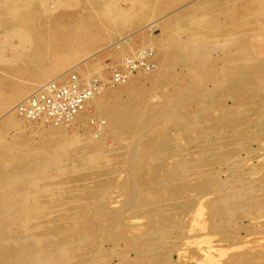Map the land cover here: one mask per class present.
I'll use <instances>...</instances> for the list:
<instances>
[{"label":"rangeland","instance_id":"1","mask_svg":"<svg viewBox=\"0 0 264 264\" xmlns=\"http://www.w3.org/2000/svg\"><path fill=\"white\" fill-rule=\"evenodd\" d=\"M51 1L45 0V4H42L44 6L43 8L41 7V5L39 3H37V4L33 3L32 6L30 7V14H33L31 16H33L32 18L34 21L36 20L35 23L38 26V28H36V29H38L37 31L39 33H45L46 34V39H47L46 44L50 46L49 48H51V50L48 49V51H47L48 53L46 55L48 64H51L53 62L50 60V57H51L53 48L57 45V44H55L54 39L51 37L53 31L57 30V29L55 30L56 26L53 25V21H55V20H57L58 21L57 24L60 25V24L68 22L71 18H73L72 16H75V15L79 16V17H83V18L84 17H91L92 18V23H91L92 34L94 37L97 38L96 39L97 41L95 40L93 43V46L90 47L91 53H93V52H96V51L102 49L103 47L107 46L109 43L115 41L116 39H118L119 34H126L127 32H130V31L136 29L137 27L141 26L142 24L145 23L146 18L151 16V15H156L157 17H160V16L167 14L168 12L173 11L174 9L177 10V12H175V15L174 14L170 15L169 17L164 19L166 26L161 27V28L158 27L159 28L158 30H157V28H155V29L151 30V32L149 30L145 31V33L143 35L135 36L132 39V41L130 42V45H125V46L121 47L120 49H117V50L111 52V54L114 55V57H110L108 53H104V54L100 53L96 57H94L92 60H89L86 64L81 65L79 68V69H81L80 72L83 71L84 74L87 73V71H88L90 73L91 79L108 81L109 76H110L111 67L118 65V62L120 60H122L124 57H126L128 55H132V54L134 55V53H136V52H133V50L139 51V48L145 47L144 51H146L147 49L152 51L151 52L153 54L152 63H154L157 66V69H159V73H161L160 76L157 78L158 79L156 82L157 84L155 82L150 83V82L144 81L143 73L137 74V72H136V73L132 74L134 76V77H132L133 78L132 81L133 80H135L137 82L139 80L141 81V89H140L141 92H140L139 96L137 97V100H135V101L133 100L135 108L136 107L140 108V113H137V117H139L136 120L137 127H135V128L133 127L132 128L133 130L130 129V131L128 129L121 128L119 130H116V132L113 131L112 133H110L108 135V137L106 136V138L103 139V142L105 144L104 146L105 147L107 146L108 149L109 148H116V149L121 150V147H119L120 144L117 140L119 139L120 136H122V137H124V140H126L127 141L126 143H128V144H129V141H130V143L132 142L131 145H134L133 142H135L136 144L138 143L137 148H136L137 151L135 150V153H134V150L130 151V148L127 147L128 145L124 141L123 142L124 144L121 143L122 144L121 146L124 147L127 145L126 146L127 150L125 147H124L125 149L122 148L123 150H121L120 152H119V150H117V151L115 150L116 154H114V153L112 154L113 158H116L114 165L106 164L104 167V165H103L104 160L102 162L100 160V162L98 163L99 165H96L97 164L96 163L95 165H90V166L85 165L87 167L81 166V165L77 167L78 162H79L78 158L82 155V154H80V153H82L81 150L85 149V151H83V150L82 151L86 152L87 147H88L85 144V142H84L85 140L83 138L75 136L74 141H73V139H69L66 142L67 145L65 143L62 144V142H61L62 140L57 139V138H53V137L48 135V133L46 132V130H47L46 128H48L47 127L48 125H46L44 123H42V125H38V123L35 125L31 122L28 123L29 121L28 122L23 121L21 130H9V131H7V134L5 136L6 141H10V139L14 137L18 141V144H23V145L28 146V148H29L28 152L35 153V155L39 154V152L44 151V147H46V146L52 147L53 146L52 148H55V149H53L54 150L53 151L54 156L56 155L55 153H57L56 156H58V157H56V156L55 157L58 159H60L59 157H61L60 160L62 162L63 161L64 162L63 163L61 162L62 165H60L61 164L60 160H58V159L55 160V164L58 166L55 167V169H56L55 171L50 172V175H51L50 178H52V182L51 181H50L51 183L46 182V184H52V183L55 184L60 179L65 180L66 183H68V184L71 183L69 185L70 187H68L70 189H66V191L68 190V192H69V194H67V197H65V195H63L60 197V200L58 198H55V201L52 202L53 204H51V203H47L45 205L41 204L42 206H44L46 208L45 209L46 211H45V214H43L44 211H41L40 212L41 214L39 212H37L36 214H39V217L41 216V218L42 217L43 218L42 219L38 218V219H36V221L38 220L37 223H39L41 221L42 222L41 224L46 223V227L36 229V231L37 230L38 231L39 230H41V231L46 230L48 232L49 231L52 232L57 227V225H58V227H59V225H60V227H64L65 225L66 226L68 225L71 227L72 223H73V218H76V219H74L75 224L78 223L77 226L79 228L81 227L80 230L85 229L84 231H86L88 233V235L91 236L89 238V241L85 245L86 248L89 249V250H86L85 253H87V251H88L89 254H87L88 256H86V260H83L81 262L79 261L80 262V263L78 262L79 264H86V263L87 264H148V261L151 264H165L166 263L165 261H167L166 264H226V263L230 264L229 263V261H230L229 258L231 257L230 255H235L237 253L242 254L244 252L243 254L252 255L253 256L252 259H254V257L257 256V254H258L257 251L260 252V250L261 251L263 250V252L260 253V256L255 257V258L259 257L260 260L258 259L259 261L258 260H257L258 262L255 261L254 264L255 263L259 264L260 261H261L260 262L261 264H264V256H263L264 255V248H262V247H264V241H263L264 239L263 240L260 239L262 237L264 238V226L262 228V226L259 227L257 225L251 224L250 220L248 219L250 217V215H251V217L254 216V212H255V215L259 216V215L263 214V216H264V210H263L264 205L260 206L262 208L257 207V208H260L262 210V211L260 210L261 212L259 211V209H255L256 211L253 210L254 209L253 207H250L249 210H247L248 209L247 208L246 212H248L247 213V215H249L248 218H247V215H245V213H244L245 218H244V215L236 216L237 220L235 219V222L233 224H235L237 227L238 226L241 227L239 230L236 228L234 229L233 228L234 226H232V228H233V230H232L231 229L232 223L227 224V225H225V224L221 225V223H223L224 221L220 220L219 223H215V224L220 225V227L223 228V229L220 228V230H224V231L221 232L220 230H218L220 232L216 233L217 228L214 229V227H212L213 228L212 230H214V231H212L211 228L207 229V227H211L212 224L214 223V222L213 223L210 222V221H212V219H210L212 217V213L210 214L211 209L209 208L207 202H205V201L199 202V200L206 193H212L215 196H219L220 194H222L223 193L222 191H224V190H221L218 187L219 182L221 180L223 181L225 179L230 181L231 180L230 178L234 179L235 177L241 178L240 179L241 182L238 179L240 183L235 178L236 179V181L234 180L235 184H239V185L240 184L241 185H248V184L250 185L251 184L250 188L248 187V189L256 188V190L253 189L255 191V195L262 196L264 194L263 193L264 192V186H263L264 184H260V183H264V178L257 180V179H253L254 176L251 177L248 174L249 171L250 172L251 171L257 172L258 171L257 173H259V174L263 172L262 174L264 176V154H263L264 150L262 151V150H259V148H258V145H260L262 143L264 144V75L262 76L263 80L261 82H259L256 86L251 87V84H249V83L245 84V86H244L243 81H245V80L243 79L244 78L243 72L239 71V74L234 77V80L241 83V86L238 87L239 88L238 92H234L233 88H231V85H230V80H231L230 74L234 72L233 66H231V65L226 66V64H225L224 69L222 70L223 74L221 73V77H224V79H222L220 77V75H216V76H218V78L215 80H214L213 68L211 67L212 65H216L217 63L222 64L223 62L230 60L233 57L231 55V51H233L234 49H241V48L247 47L246 45H249L251 48L253 47V48H255V50L258 51L257 57H259V59H258L257 63H259L260 67H264V10L261 12H258V14L254 17L245 18V16H248V12L250 11V9L253 6L258 7V9H259V5L261 4V0H223V2H225L224 4L222 3V0H216L212 4H210V2L208 3V5H211L212 7H209L207 4H204L205 6L203 7L202 6L203 4H201V7L195 8V9H192L191 6L198 4V3L202 2L203 0H194L191 2H189L188 0H143V1L142 0H108V2H105L107 0H98V3H101L102 1H104V3H102L103 6L106 5L108 8L107 7H105V8H107L111 12H114L115 10H116V12L120 11V10L125 11V12L124 11L121 12L122 14H124V17H123L124 19H122L124 21L123 23L121 20L119 22L118 21L117 22L110 21L109 22L110 24H108V22L103 20L101 15L98 14L96 7L93 6L89 2V0H87V2H86V0H78V1L77 0H69V1L68 0H55V1H57V3L54 2V0H51ZM58 1H60V3ZM177 1H179V2H177ZM53 2L57 4V6L54 5V7H57V9L53 10V8H54ZM93 2H95V1H93ZM58 3H59V5H58ZM62 3L66 4V6L65 7L60 6V4H62ZM107 4H109V5H107ZM45 5L48 8L45 7ZM76 7L78 10L76 9ZM140 7L142 8V10ZM260 7H261V5H260ZM45 8L47 10H49V8H50V11L51 10H53V11L47 12V11H45L46 10ZM111 8H112V10H111ZM118 8H121V9L118 10ZM35 9H37V10H35ZM129 9H130V11H129ZM197 9L199 11H196ZM191 11H192V14H191ZM201 11H203L204 13ZM216 11H217V13H216ZM226 11H227V13H226ZM126 13L129 16H127ZM184 13H185V15H184ZM220 13H221V15H220ZM199 14H201V15H203V14L212 15L213 24H215L216 26L218 25L217 27H218V29H220L217 32L218 37L216 35L214 36V34H212V36H211V34H210V36L207 34L208 35L207 38H209L208 40H206L207 43H206V41L204 42L203 40H202V42L198 43L195 40V39H197L196 37H198V34H200L199 29L198 28L196 29V25H195L196 24L195 21L199 17ZM216 14L218 16H216ZM112 18H114V19H112ZM112 18H111L112 20H115L114 16ZM126 18H127V20H126ZM189 22L192 24L189 25L188 24ZM115 24L117 27L115 26ZM161 24H163V22ZM225 25H227V26H225ZM220 27L223 29H221ZM174 29L175 30L177 29L179 32L175 31ZM37 31H35V32H37ZM119 31H120V33H119ZM229 32L230 33H236V36H237L236 40H233L231 42L230 39L227 40L226 38L223 37V36H225V34L227 35ZM201 33H203V31H201ZM175 34L178 38L175 36ZM194 35L196 36L195 38L193 37ZM189 36H192V39L194 38V40H193L194 43H192L193 42L192 40H191V42L188 43V40L190 41L189 38H191ZM103 37H104V39L100 40V38H103ZM159 37H161V38H159ZM210 37L211 38L213 37V38L211 39ZM215 38H218V39H215ZM182 39H183V41H186L188 39L186 42L187 44L182 47V49H185L186 51L182 50V49L178 50V48H176V47L174 48L173 45L171 44V42L173 43V41H175V42L178 40L182 41ZM31 40H32V42L27 47L28 52L33 51L34 48H36V47H41V46L45 45V41L40 42V40H38L35 37V35H33L31 37ZM17 41L18 40L13 39L12 42L17 45V43H18ZM219 41H221V42H219ZM225 41H226V43H225ZM227 41H228V43H227ZM252 41L254 43H252ZM159 42H161V43H159ZM215 42H216V44L219 42L218 45H215L214 44ZM203 43L204 44L206 43V44L204 45ZM195 44H197V45H195ZM200 46L202 47V50H200L201 49ZM150 47H152V49ZM204 47H206V48H204ZM9 49L10 48H8V47L0 46V53H1L0 55L2 56V54H3V56L8 57V58L14 57L13 51H11V49L10 50ZM205 50H207V51H205ZM15 52L16 53L17 52L22 53L20 51V48H17V50H15ZM54 52H55V49H54ZM197 52H198V54H197ZM196 54H197V56L194 57ZM201 55H202V57H200ZM244 55H246V54H244ZM165 57H167V58H165ZM74 59L75 58L73 57L72 61ZM22 62H24V61H22ZM22 65H23V63L17 62L12 66V68L13 69L18 68L19 66L22 67ZM259 65L257 64V66H259ZM100 66H102V67H100ZM227 67L230 69H228ZM249 67H250V65H249ZM12 68L4 66L3 64L0 63V92H2V93L9 92L14 87H19V86L25 85L28 83V80L30 79L29 74L31 72L27 71V74H22L19 72H13ZM92 70L93 71L95 70V71L93 72ZM245 70H247V69H245ZM161 71H163V72H161ZM216 80L218 81L216 83L217 84L219 83L220 85L215 84ZM221 80H223L224 82L226 81L228 83L225 82V83H222V85H221V82H223ZM120 88H122V86L119 87L118 85L109 86L108 89L105 88L106 93L104 96H109V95L116 92L118 97H115L112 100H109V102L106 103L105 106H103L102 111H99L98 114H96V113L94 114V112L92 113L93 108L91 107V105L90 106L88 105L86 108L87 117L89 116L88 118H91V119L93 118L95 120V123L96 122L98 123V120H96V119H104V118L106 119V116L108 115V112H109V108L112 107L116 102H124V101L126 102L127 98L123 94L120 95V92H119ZM34 89H36V88H34ZM210 90H212L213 92ZM32 91L33 90H31L30 92H32ZM208 91H210V92H208ZM202 92L203 93L207 92L209 94L207 96L208 97L207 99H205V98H204L205 100L202 99L203 98L201 96ZM199 94H200V96H199ZM225 95H227V96L231 95L234 98L237 95L241 96L240 108L237 109V107H235V109H234V106L230 107L231 105H237V104L231 98H224ZM210 96H212V97H210ZM23 97H25V96H23ZM236 109L239 111H237ZM171 111H172V113H171ZM237 112H239V113H237ZM183 117L185 119L186 118L191 119V121H193V119H194V122H195V119H196V122L197 121L203 122V127L207 130H210V131L211 130L212 131L219 130V132L222 130L220 132L221 134L219 133L220 136H218V135L217 136L214 135V137L211 136L210 146L201 147L198 144V142H196L194 140H192V141L187 140V137L193 136L196 131H194L193 129H190V130H187L185 132L184 130H181L179 128V122L177 121V119H183ZM203 118L206 120L204 121ZM163 122H165V123H163ZM93 123H92V121H91V123L90 122L86 123V126L84 127L85 132H88L89 134L92 133L91 127L94 126V125H92ZM140 126H141V128H140ZM70 127L71 126L67 127V129H66V130H68L67 134L69 136H72L73 134L75 135L76 131H74V130H76V129H74V128H76V125H74L71 128ZM165 130H167V131L165 132ZM164 132H165V134H164ZM116 135H117L118 139H117ZM163 135H165V136H163ZM125 137H127V138H125ZM75 139L77 141H75ZM254 139H256L255 142H254ZM157 141H159V143H161V144H159ZM169 141L170 142L172 141V143L174 144V146H176V148L178 147L177 152H175V153L171 152L170 148L168 147L169 143H170ZM70 143L73 146H71ZM158 144H159V146H158ZM69 145L71 147L68 148L67 146H69ZM60 146L64 150V153H63V150L61 149ZM149 146H150V149H152V150L148 149ZM154 146L160 151H162V150L165 151V154L161 157L162 159L159 158V159H157L158 161L155 160L152 162L151 161L142 162V161H144V159L146 157H149L153 151L154 152L156 151V148ZM65 148L66 149L68 148V149L66 150ZM153 148H154V150H153ZM40 149H41V151H40ZM56 149L61 151V153ZM75 149L77 152L75 151ZM147 149L149 150L148 152H147ZM189 149H191V151ZM203 150H205L207 153L204 152L203 154H200V151H203ZM97 152H99V151H97ZM181 152H182V154H181ZM65 153H67V154L65 155ZM146 153H148V154H146ZM59 154H61V155L59 156ZM175 154H177V155H175ZM35 155H33V156H35ZM128 156L130 158L132 157L131 159L135 158V160L134 161L131 160L130 158H128ZM233 156H234V159H233ZM64 157L66 158L67 161L63 160V159H65ZM174 157H175V159H174ZM113 158L111 157V159H113ZM139 158H141V159H139ZM231 158H232V160H231ZM228 159H229V161H228ZM68 160H69V162H68ZM72 160H74V161L72 162ZM122 160L125 162H123ZM183 160H184V162H186V164H188L187 168H191L194 166L195 168L197 167L198 169H196L195 172H189L188 173L189 174L188 180L186 182L180 183L176 188H174V186H172L170 184H168L167 186H166V184H162V182L168 178L165 166H167V164L171 165L174 162L183 161ZM233 160H243V162L241 161L242 166L239 167L238 169H236L238 171V172L236 171V173H234L231 170H228L230 168L229 166H231V162ZM65 161L68 163H66ZM127 161L129 163H127ZM225 161H226V163H225ZM70 162L72 164L69 165ZM246 162H247V164L244 165V163H246ZM65 163H66V165H64ZM74 163H76V164L74 165ZM190 163H192V164H190ZM100 164H101V166H100ZM124 164H127V165H124ZM71 165H74V166L70 167ZM121 165H122V167H121ZM125 166H128V167H125ZM95 167H97V169ZM259 167H261V168L259 169ZM82 168H83V171H82ZM199 168H203V169L200 170ZM207 168L209 170H206ZM60 169H61V171H60ZM112 169H113V171H112ZM231 169H232V166H231ZM63 170H64V173H63ZM259 170H261V171H259ZM56 171H58V172L60 171L61 175H60V173H58ZM211 171H213V172H211ZM243 171H245V172H243ZM123 172H126V173L131 172V175H133V177H134V181H133L134 183L133 182L132 183L136 186V187L134 186L136 193L133 197L130 195V193H131L130 189L128 187L124 188V187H126V185H125L126 173H123ZM112 174H114V175H112ZM201 174H202V176H201ZM52 175L56 176L57 178L52 177ZM117 175H119V176H117ZM192 175H193V177H192ZM235 175H237V176H235ZM196 177L200 178V180L198 178L196 179ZM205 177L207 179H205ZM55 180H57V181H55ZM208 180H210V182ZM83 181H85V182H83ZM253 181H256V182H253ZM74 182H77V183L75 184ZM203 182H206V183L203 184ZM251 182H253V183H251ZM257 184H260L259 188H258ZM97 185H102V186L104 185L107 188H109L108 186H110V188H111V186L113 185L112 188L114 187L112 189L113 191L112 190L110 191L111 193L108 195V197H103L104 200L102 199L99 202L98 201L96 202L97 204L100 203V205L99 204L98 205L101 206L102 203H105L104 201L107 200L106 201L107 205L108 204L109 205L107 206L105 203V204H103L102 207H104V208L106 207V208L104 209L101 207L104 210L108 209L107 211H104V212H103V210L101 211V209H99V207H98V209L100 210V212H99V210L96 208L98 205L96 203L95 204L92 203L94 200L90 201L85 194V192H88V191L92 190L93 188L95 189L97 187ZM76 186H77V188H75ZM117 186L119 188L121 187V189H123V192L120 191ZM81 187H82V189L80 190L79 188H81ZM260 187H263L262 190L260 189ZM85 188H87V189H85ZM115 189L117 190V192L119 191L118 194H117ZM218 189L221 192H218L219 191ZM258 189H260V190H258ZM80 191H82V193H80ZM175 191H178L177 194H175ZM75 192H79V193L77 194ZM112 192L114 194H112ZM124 193H126V194H124ZM121 194L124 196H122ZM192 195H193V197H192ZM135 196H137V197H135ZM74 197H76V199H74ZM116 197H118V198H116ZM39 198H41V197L39 196ZM111 198H112V201H111ZM128 198H130V199H128ZM120 199H121L122 203H121ZM122 199H124V200H122ZM70 200H73L72 202L73 203L76 202V203L71 205L70 203H72V202ZM77 200H80V202ZM114 200L116 202L113 204ZM132 200L136 201L137 204H136V202L133 203ZM157 200H159L158 203H161L162 201L164 203H166L169 200V202L167 204H169L170 206L173 205L174 207L172 206L170 210L174 209V211L172 210L171 211L172 214H171V212L168 211L169 209L166 210V216H167L168 220L170 219L171 221H174V220H176V221H174L171 224L172 228L171 227L168 228L169 232L167 233L166 240L163 241L164 243L162 242L161 245H159V250L156 251V249H155V251L152 254L146 253V255H145V252L142 250L141 246H143L147 242V240L148 241L153 240L154 237H152L151 235H149L148 237H145L148 235V234H146L145 236L142 235V237H145V238L141 239L140 236H141V234L147 233L146 229H148V231H149L151 228L155 227L158 224L157 215H156L157 213H155V211H154L155 209L148 206L149 203H152V202L156 203ZM170 200L173 204H171ZM263 200H264V197L262 198V201ZM84 201L87 203L89 202V204H85ZM129 201H131L132 203ZM194 201H197L199 203L194 202ZM54 202H56V203H54ZM58 202H60V203H58ZM90 203L94 204L95 206L94 205L91 206L92 204H90ZM54 204L56 206L57 205L58 206L56 207ZM79 204H81V205H79ZM135 204H136V206H135ZM197 204H198V206H197ZM262 204H264V202ZM140 205L143 206L144 210L140 209L141 208ZM46 206H49V207H46ZM48 208L49 209L52 208L51 210H53L54 212L51 210L48 211L49 210ZM53 208L56 210H54ZM59 208H63V210L59 209ZM74 208L77 210H75ZM93 208H95V210ZM136 208H137V211H136ZM168 208H170V207H168ZM83 209H84V211H83ZM88 209H89V211L91 209V213L88 212ZM139 210L143 211V212H140ZM250 210H251V214H250ZM86 211L89 213L88 214L89 217L84 218V216H88ZM93 211L97 212V214L100 218L101 217L104 218V221H106V223H105L106 227H107L106 230L108 232L105 230L106 232L104 231V233L100 232L98 234L94 233L92 235V232H95V228L92 229L91 224L95 225L97 222V221H92L93 220L92 215L94 214L97 216V214L95 212L93 213ZM105 212H108V213L106 214ZM137 212L139 213V215L138 214L136 215ZM149 212H154V213L149 214ZM48 213H49V215L46 216V214H48ZM52 213H54V214H52ZM81 213L83 216L81 218L83 220L80 221L79 219H81V218H79V217H80ZM84 213H86V215ZM100 213H103L106 215H103ZM134 213L136 216L135 215L131 216ZM143 213H145V214H143ZM73 214H74V217H73ZM71 215H72V217H71ZM150 215L154 216V217L156 216L155 220L154 219L151 220V218L149 217ZM36 216H38V215H36ZM44 216H45V218H44ZM49 216H51V217H49ZM47 217H49V218H47ZM56 217H58L64 223L61 222L60 220H58V218H56ZM237 217L241 221H239ZM68 218H71L72 220L71 219L69 220ZM88 218H90V219L87 220ZM87 221L90 225L87 223ZM35 222L33 221V223H35ZM49 222H50V224L51 223L52 224L50 225ZM57 222H58V224H57ZM153 222L155 224H153ZM53 223L55 226L53 225ZM82 223L84 224V226L83 225L81 226ZM149 223H151L152 225H150ZM180 223H181V226H180ZM47 224H49V225H47ZM244 224H246V225H244ZM143 225H145L146 228ZM188 225H189V227H190V225H192L191 226L192 230H190ZM228 225H229L230 229L227 228ZM137 226H138V228H137ZM149 226L150 227L152 226V227L150 228ZM255 226L260 228V229L256 228ZM183 227H185V228H183ZM46 228L49 230H47ZM170 228L172 230H170ZM187 228H188V230H187ZM249 228H251V229H249ZM254 228H256V229H254ZM91 229H92V231H91ZM248 229H249V231L247 232ZM186 230L187 231L190 230V232H189L190 234H186V233H188ZM201 230H203V231H201ZM143 231H145V232H143ZM208 231L210 233H208ZM138 232H140V233H138ZM203 233L205 234V236ZM249 233H252V234H249ZM258 233L261 234L262 236L261 235H260L261 237L257 236V235H259ZM210 234H211V236H210ZM230 234L231 235L236 234V235H232L235 239L233 237H231ZM187 235L189 237L186 238L185 236H187ZM226 235H228V236H226ZM251 236H252V238H254V237L255 238L252 239ZM183 237H185V239ZM258 237H260V238H258ZM101 238H102V240H101ZM96 241L99 244H102V246L98 245L99 247H97L98 243H96ZM233 241L235 244L233 243ZM89 242H90V244H89ZM257 242H260V243L262 242L261 244L259 243V245H261V247L259 246V248H258ZM95 243H96V245H95ZM206 243H208V244H206ZM236 243L237 244L239 243V244L236 245ZM87 244L91 245L93 248L91 246H88ZM211 244L218 245V247H219L218 250L216 249L214 251L216 254L213 253V255H211L212 254L211 253L210 257H209V255L204 256L203 250H201V249H204V247L209 246ZM204 245H206V246H204ZM228 246H229V248H228ZM239 246H240V248H239ZM73 247L74 246H71L70 249L72 250ZM200 247H201V249H200ZM220 247H222V248H220ZM255 247H256V249H255ZM90 248H92V249H90ZM160 248H162V249H160ZM102 249L104 251H102ZM251 249H253V250H251ZM236 250H238V251H236ZM91 252H93V253H91ZM164 255H165V258L163 257ZM261 256H263L262 257L263 259L260 258ZM209 258H211V260ZM85 261H86V263H84ZM78 263H76V264H78Z\"/></svg>","mask_w":264,"mask_h":264},{"label":"bare ground","instance_id":"2","mask_svg":"<svg viewBox=\"0 0 264 264\" xmlns=\"http://www.w3.org/2000/svg\"><path fill=\"white\" fill-rule=\"evenodd\" d=\"M51 1V0H50ZM69 1V0H68ZM67 1V2H68ZM78 1V0H77ZM95 1V2H93ZM143 1V0H142ZM189 2L191 1H194V0H188ZM214 1L216 0H203L202 2L196 4V5H192L191 8L192 9H195V8H199L201 7V4H203L202 6L204 7L205 5L204 4H207L210 2V4H212ZM52 2V1H51ZM54 2L57 3V1L54 0ZM53 2V7L54 5L57 6L56 3ZM60 3V1H58ZM87 2V0H86ZM89 2L96 7V10L98 12L99 15H101V17L103 18V20H105L106 22H108V24H110L109 22L110 21H115V22H119L121 21L122 19H124V14H122L121 12L124 11V10H120L121 8H118V10L120 11H117L116 10L114 12H111L109 11L107 8V6H103L102 3H104V1H102L101 3H98V0H89ZM105 2H108L105 1ZM129 2V1H128ZM179 2V1H177ZM188 2V3H189ZM207 2V3H206ZM218 2V1H217ZM228 2V1H227ZM256 2V1H255ZM33 3H39L41 5V7L43 8L44 6L42 4H45V0H0V46H4V47H8L11 49V51H13L14 53V57L12 58H8V57H5L0 55V63L3 64L4 66H7L9 68H12V66L19 62V63H23L22 67H18V68H12L13 69V72H19V73H22V74H27V71L31 72L29 75V80H28V83L25 84V85H22V86H19V87H14L12 88L9 92H6V93H2L0 92V264H76L78 263L79 261H83V260H86V256H88L87 254H89V252L86 250H89L86 248V243L89 241V238L91 237L90 235H88V233L84 230H80V228L77 226V224H75V221L74 219L76 218H73V223H72V226H64V227H57L54 229V231H46V230H37L36 229H40L42 227H46V223L45 224H41L42 222L40 221L39 223L38 220L36 221V219H42L41 216L39 217V214H36L37 212H41V211H44L43 214H45V207L42 206V205H45L47 203H51L53 204L52 202L55 201V198H58L60 200V197L65 195V197H67V194H69L68 190L66 191V189H70L68 187H70L69 185L71 184H68L66 183L65 180H59L57 183L55 184H46V182H49L51 183L52 182V178H50V172H53L55 171V167L58 166L55 164V160H57L58 156L57 153H55L56 157L54 156V150L55 148H52L51 146H46L44 147V151L42 152H39V154H36L35 153H30L28 152L29 148L28 146L26 145H23V144H18V141L16 140V138H11L10 141H6V134H7V131L9 130H21V127H22V123L23 121H27L26 119L16 115L14 113V106L16 105V103L21 100V98H23V96H26L27 94H29V92L31 90H34V88H37L38 86H40L41 84L43 83H46L50 80H53V79H56L60 76H65L67 75L68 73L70 72H75L78 77L85 83H88L90 80H91V77H90V73L87 71V73H83L80 72L81 69L80 66L81 65H84L86 64L89 60H92L94 57H96L98 54H104V53H108L110 57H114V55L111 54V52L117 50V49H120L121 47L125 46V45H130V42L132 41V39L135 37V36H138V35H143L145 33V31H150L157 28V30L161 27H164L166 26L165 22H164V19L169 17L170 15H175V12H177V10H173L171 12H168L167 14L163 15V16H160V17H157L156 15H151L149 17L146 18V21L144 24H142L141 26L137 27L136 29L130 31V32H127L126 34H119L118 36V39H116L115 41L109 43L107 46L103 47L102 49L96 51V52H93L91 53V46H93V43L94 41L97 39L96 37L93 36L92 34V18L91 17H79V16H72L73 18H71L68 22L66 23H63V24H57L58 21L55 20L53 21V25H55V30L56 31H53L51 37L54 39V42L55 44H57L53 50H52V54H51V57H50V60L53 61L51 64H48V61H47V58H46V55H47V51L48 49L51 50V48H49L50 46L47 45V39H46V34L45 33H39L36 29L38 28L37 24L35 23V21L33 20V14H30V7L32 6ZM58 3V5H59ZM222 3L224 4L225 2H223L222 0ZM117 4V3H116ZM119 4V3H118ZM219 4V3H218ZM89 5V4H88ZM109 5V4H107ZM112 5V4H111ZM261 5V7H260ZM259 5V9L258 7H252L250 9V11L248 12V16H245V18L247 17H254L258 14V12H261L264 10V0H261V4ZM35 6V5H34ZM60 6H63L65 7L66 4H60ZM113 6V5H112ZM209 7H212L211 5H208ZM251 6V5H250ZM45 7H47L45 5ZM91 7V6H90ZM107 7V8H105ZM110 7V6H109ZM116 7V6H115ZM119 7V6H118ZM138 7V6H137ZM153 7V6H152ZM216 7V6H215ZM221 7V6H220ZM48 8V7H47ZM141 8V7H140ZM208 8V7H207ZM46 9V8H45ZM52 9V8H51ZM54 9H57V7H54ZM62 9V8H61ZM77 9V7H76ZM75 9V10H76ZM87 9V8H86ZM115 9V8H114ZM113 9V10H114ZM191 9V10H192ZM209 9V8H208ZM223 9V8H222ZM37 10V9H35ZM53 10L50 11V8L49 10H45L47 12H52ZM78 10V9H77ZM112 10V8H111ZM140 10V9H139ZM142 10V8H141ZM130 11V9H129ZM136 11V10H135ZM195 11V10H194ZM196 11H199L198 9ZM38 12V11H37ZM125 12V11H124ZM203 12V11H201ZM211 12V11H210ZM139 13V12H138ZM186 13V12H185ZM184 13V15H185ZM195 13V12H194ZM193 13V14H194ZM198 13V12H197ZM204 13V12H203ZM207 13V12H206ZM214 13V12H213ZM217 13V11H216ZM227 13V11H226ZM191 14H192V11H191ZM211 14V13H210ZM210 14H199V17L197 18V20L195 21V25H196V29L198 28L199 31H200V34H198V37H196L195 35L193 36L194 38L196 37L197 39H195L198 43L202 42V40L205 42L206 40H208L209 38L208 35L212 36V34H214V36L216 35L218 37V25L216 26L215 24H213V21H212V15ZM219 14V13H218ZM127 15V13H126ZM131 15V14H130ZM189 15V14H188ZM201 15V16H200ZM221 15V13H220ZM226 15V14H225ZM224 15V16H225ZM115 17V20H112L114 18L112 17ZM129 16V15H127ZM132 16V15H131ZM187 16V15H186ZM198 16V15H197ZM216 16H218L216 14ZM228 16V15H227ZM239 16V15H238ZM50 17V16H49ZM55 17V16H54ZM126 17V16H125ZM175 17V16H174ZM192 17V16H191ZM230 17V16H229ZM228 17V18H229ZM112 18V19H111ZM193 18V17H192ZM244 18V19H245ZM42 19V18H41ZM102 20V19H101ZM127 20V18H126ZM42 21V20H41ZM67 21V20H66ZM124 21L122 20V23ZM163 22V24H161ZM191 22V21H190ZM188 23L189 25H191L192 23ZM233 22V21H232ZM231 22V23H232ZM40 23V22H39ZM187 23V22H186ZM230 23V24H231ZM118 24V23H117ZM107 25V24H106ZM124 25V24H123ZM188 25V26H189ZM42 26V25H41ZM116 26V24H115ZM194 26V25H193ZM192 26V27H193ZM224 26V25H223ZM227 26V25H225ZM117 27V26H116ZM159 27V28H158ZM183 28V27H182ZM195 28V27H194ZM221 28V27H220ZM181 29V28H180ZM223 29V28H221ZM225 29V28H224ZM37 32H35V31ZM175 30V29H174ZM258 30V29H257ZM40 31V30H39ZM156 31V30H155ZM175 31H178L177 29ZM201 31H203V33H201ZM227 31V30H226ZM149 32V33H150ZM179 32V31H178ZM231 32V31H230ZM228 33L227 35L225 34V36H223L224 38H226L227 40L230 39V41L232 42L233 40H236L237 36H236V33ZM120 33V31H119ZM147 33V32H146ZM225 33V32H224ZM223 33V34H224ZM208 34V35H207ZM35 35V37L40 40V42H43L45 41V45L41 46V47H36L34 48L33 51L31 52H28L27 50V47L30 45V43L32 42L31 40V37ZM207 35V36H206ZM222 35V34H221ZM239 35V34H238ZM167 36V35H166ZM169 36V35H168ZM176 36V34H175ZM177 37V36H176ZM191 38L190 41L188 40V43L191 42V40L193 41L194 38L192 39V36H189ZM221 37V36H220ZM161 38V37H159ZM178 38V37H177ZM211 38V37H210ZM213 38V37H212ZM211 38V39H212ZM13 39H16L18 40L17 42V45L14 44L12 41ZM103 38H100V40H103ZM215 39H218V38H215ZM99 40V39H98ZM161 40V39H160ZM187 40L186 41H173V43L171 42V44L173 45V47L175 48H178V50L182 49V47L184 45H186L187 43ZM224 40V39H223ZM97 41V40H96ZM149 41V40H148ZM147 41V42H148ZM159 41V40H158ZM157 41V42H158ZM215 41V40H214ZM221 42V41H219ZM218 42V43H219ZM251 42V41H250ZM149 43V42H148ZM161 43V42H159ZM194 43V41L192 42ZM207 43V41H206ZM205 43V44H206ZM218 43L216 44V42L214 43L215 45H218ZM226 43V41H225ZM228 43V41H227ZM230 43V42H229ZM252 43H254L252 41ZM204 44V43H203ZM204 44V45H205ZM213 44V43H212ZM213 44V45H214ZM232 44V43H231ZM197 45V44H195ZM211 45V44H210ZM212 45V46H213ZM238 45V44H237ZM143 46V45H142ZM199 46V45H198ZM208 46V45H207ZM206 46V47H207ZM247 47H244V48H241V49H234L233 51H231V55L233 56L230 60H227L225 62H223L222 64L221 63H217L216 65H212L211 67L213 68V73H214V80L218 78V76L216 75H220L221 77V73L223 74L222 70L224 69V65L226 64L227 65H231L233 66V70L234 72L230 74V85H231V88H233V91L234 92H238L239 91V86H241V83H239L238 81H235L234 80V77L237 76L239 74V71L240 72H243V79L245 81H243V85L245 86V84H251V87L252 86H256L259 82H261L263 80V73H264V67H260L259 63H257L259 57H257V53L258 51L255 50V48H251L249 45H246ZM52 47V46H51ZM141 47V46H140ZM201 47V46H200ZM204 47V48H206ZM17 48H20V51L22 53H16L15 50H17ZM145 47H141L139 48V51H134L133 52H136L134 53V55H128L126 57H124L122 60H120L118 62V65H122L125 60L129 59V58H135L136 55L145 50L144 49ZM147 48V47H146ZM152 49V47H150ZM186 48V47H185ZM2 49V48H1ZM6 49V48H5ZM9 49V50H10ZM54 49H55V52H54ZM220 49V48H219ZM131 50V49H130ZM137 50V49H136ZM182 50H185V49H182ZM202 50V47L201 49ZM147 51H149V56H147V62L149 64L152 65V68H150L149 70H139L137 71V74L138 73H143V79L144 81H147V82H150V83H156L157 82V78L160 76L161 73H159V69H157V66L152 63V60H153V54L151 53L152 51L147 49ZM186 51V50H185ZM207 51V50H205ZM209 51V50H208ZM199 52V51H198ZM197 52V54H198ZM180 53V52H179ZM202 53V52H201ZM215 53V52H214ZM1 54V53H0ZM197 54L194 56L196 57ZM211 54V53H210ZM242 54V55H241ZM246 54V55H244ZM49 55V54H48ZM230 55V56H231ZM167 56V55H166ZM75 58L73 61H72V58ZM121 57V56H120ZM192 57V56H191ZM202 57V55L200 56ZM167 58V57H165ZM25 59V60H24ZM166 60V59H165ZM24 61V62H22ZM191 62V61H190ZM189 62V63H190ZM257 64L259 66H257ZM191 65V64H190ZM250 65V67H249ZM263 65V64H262ZM89 67V66H88ZM102 67V66H100ZM190 67V66H189ZM229 67V66H228ZM227 67V68H228ZM113 68V67H111ZM168 68V67H167ZM86 69V68H85ZM99 69V68H98ZM230 69V68H228ZM247 69V70H245ZM164 70V69H163ZM232 70V71H233ZM33 71V72H32ZM93 71V70H92ZM95 71V70H94ZM93 71V72H94ZM145 71V72H144ZM163 72V71H161ZM201 72V71H200ZM138 76V75H137ZM136 76V77H137ZM224 76V75H223ZM132 77H134L133 75H130L128 77V79L122 83V84H119L118 86H122V88H120L119 92H120V95L123 94L126 98H127V101L125 102H116L112 107L109 108V112H108V115L106 116V119H96L98 120V123L96 122L95 123V120L92 118H88L87 117V114H86V108L87 106L91 105V107L93 108L92 110V113L94 112V114H98L99 111H102V108L103 106H105L106 103L109 102V100H112L113 98L115 97H118L117 96V93H113L109 96H104L105 95V91L104 90L101 94H99L98 96H95L93 97L85 106V108L79 112L70 122L68 123H64V124H56V125H48L46 128V132L48 133L49 136L53 137V138H57V139H60L62 140V144H66L67 145V140L69 139H73L74 141V137H81L83 138L85 141V144L88 146L87 147V151L86 152H83L85 151V149H82L80 154H82L78 159H79V162H78V166H90V165H99L98 163L103 161L104 162V167L106 164H112L114 165L115 163V159L116 158H113L112 154H116L115 153V150H119V152L121 150H123L122 148H126L127 150V147L130 148V151H133L134 150V153H135V150L137 148V144L135 142L134 145H131L130 141H129V144L126 143L127 141L124 140V137L120 136L119 139L117 137V141L119 142L120 146L121 147V150L120 149H116V148H107V146L105 147L104 145V142H103V139L106 138V136L108 137V135L110 133H112L113 131L116 132V130H119L121 128H125V129H128L130 131V129H132L133 127H137L136 125V120L137 118V113H140V108H135V105H134V102L133 100H137V97L139 96L140 92H141V81L139 80L138 82L133 80L132 81ZM222 79H224V77H221ZM220 78V79H221ZM161 79V78H160ZM131 81V82H130ZM161 81V80H160ZM159 81V82H160ZM223 81V80H221ZM220 81V82H221ZM25 82V81H24ZM216 82H218L217 80L215 81V84H217ZM226 82V81H225ZM224 81L221 82V85L222 83H225ZM228 83V82H226ZM157 84V83H156ZM155 84V85H156ZM125 85V86H124ZM217 85H220L219 83ZM109 86L106 87V89H108ZM255 88V87H254ZM207 90V89H206ZM209 90V89H208ZM212 91V90H210ZM208 91V92H210ZM254 91V90H253ZM109 92V91H108ZM213 92V91H212ZM199 93V92H198ZM209 94L207 92L205 93H201V96L203 97L202 99L205 100L207 99ZM200 96V94H199ZM212 97V96H210ZM201 98V97H200ZM205 98V99H204ZM224 98H231L237 105H229L230 107L234 106V109L235 107H237V109L240 108V100H241V96L237 95L235 98L231 95L227 96L225 95ZM201 105V104H200ZM222 107V106H221ZM242 108V107H241ZM154 109V108H153ZM236 109V110H237ZM216 110V109H215ZM239 111V110H237ZM172 113V111H171ZM239 113V112H237ZM168 114V113H167ZM244 114V113H243ZM140 115V114H139ZM156 117V116H155ZM168 117V116H167ZM204 119V118H203ZM206 119H204L205 121ZM92 121V126L91 129H92V133L89 134L88 132H85V129L84 127L86 126V123L90 122L91 123ZM167 121V120H166ZM177 121L179 122V128L181 130H184L185 132L187 130H190V129H193L195 132V134L193 136H188L187 137V140H194L196 142H198V144L201 146V147H208L210 146V138L211 136L214 137V135H219V133L222 131L219 132V130L217 131H210V130H207L203 127V122H196V119H195V122H194V119L193 121H191V119H188V118H184L183 119H177ZM28 122V121H27ZM30 123V121L28 122ZM33 124H37L38 125H42V122H31ZM165 123V122H163ZM172 123V122H171ZM206 123V122H205ZM74 125H76V131L75 135L73 134L72 136H69L67 133L68 130L67 127L71 126L73 127ZM136 125V126H135ZM142 126V125H141ZM140 126V128H141ZM167 126V125H166ZM70 127V128H71ZM165 127V126H164ZM87 128V127H86ZM146 128V127H145ZM174 128V127H173ZM69 129V128H68ZM84 129V130H83ZM133 130V129H132ZM143 130V129H142ZM167 130H165L166 132ZM164 132V134H165ZM234 132V131H233ZM139 133V132H138ZM137 133V134H138ZM183 133V132H182ZM136 134V135H137ZM221 134V133H220ZM224 134V133H223ZM235 134V133H234ZM112 135V134H111ZM115 136V135H114ZM113 136V137H114ZM119 136V135H118ZM141 136V135H140ZM165 136V135H163ZM162 136V137H163ZM185 136V135H184ZM129 137V136H128ZM137 137V136H136ZM172 137V136H171ZM180 137V136H179ZM252 137V136H251ZM52 138V139H53ZM127 138V137H125ZM161 138V137H160ZM159 138V139H160ZM178 138V137H177ZM235 138V137H234ZM238 138V137H237ZM130 139V138H129ZM135 139V138H134ZM106 140V139H105ZM132 140V139H131ZM136 140V139H135ZM249 140V139H248ZM256 139H254V142H255ZM65 141V142H64ZM75 141H77L75 139ZM125 141V143L128 145L122 147L121 145L124 144L123 142ZM159 143V141H157ZM163 142V141H162ZM170 142V141H169ZM168 142V143H169ZM214 142V141H213ZM238 142V141H237ZM259 142V141H258ZM58 143V142H57ZM75 143V142H74ZM79 143V142H78ZM122 143V144H121ZM167 143V144H168ZM59 144V143H58ZM84 144V145H85ZM118 144V145H119ZM156 144V143H155ZM161 144V143H159ZM158 144V146H159ZM163 144V143H162ZM60 145V144H59ZM71 146H73L71 143H70ZM67 146L68 148L71 147V146ZM77 145V144H76ZM157 145V144H156ZM155 145V146H156ZM62 146V145H61ZM60 146V147H61ZM154 146V147H155ZM167 146V145H166ZM178 146V145H177ZM232 146V145H231ZM238 146V145H237ZM80 147V146H79ZM118 147V148H119ZM157 147V146H156ZM155 147V148H156ZM165 147V146H164ZM171 150V152H177V148L176 146H174V144L172 143V141L169 143V146H168ZM191 147V146H190ZM217 147V146H216ZM43 148V147H42ZM67 148V149H68ZM78 148V147H77ZM76 148V149H77ZM124 148V149H125ZM258 148L259 150H264V144H260L258 145ZM257 148V149H258ZM60 149V148H59ZM62 149V147H61ZM60 149V150H61ZM66 149V148H65ZM66 149V150H67ZM75 149V151H76ZM148 149H150V146L148 147ZM147 149V152L149 151ZM216 149V148H215ZM223 149V148H222ZM256 149V150H257ZM32 150V149H31ZM58 150V149H56ZM63 150V149H62ZM80 150V149H79ZM152 150V149H150ZM154 150V148H153ZM191 151V149H189ZM193 150V149H192ZM250 150V149H249ZM258 150V151H259ZM35 151V150H34ZM41 151V149H40ZM59 151V150H58ZM99 151V152H97ZM110 151V152H109ZM137 151V150H136ZM211 151V150H210ZM32 152V151H31ZM61 153V151H59ZM68 152V151H67ZM74 152V151H73ZM77 152V151H76ZM126 152V151H125ZM154 152V151H153ZM151 153V157H146L144 159V161L142 162H149V161H155L159 158H161L164 154H165V151H160L156 148V151L154 153ZM183 152V151H182ZM181 152V154H182ZM204 152H206L205 150L203 151H200V154H203ZM63 153H64V150H63ZM62 153V154H63ZM130 153V152H129ZM132 153V152H131ZM207 153V152H206ZM67 153H65L66 155ZM111 154V155H110ZM148 154V153H146ZM264 154V153H263ZM35 155V156H33ZM61 154H59L60 156ZM135 155V154H134ZM177 155V154H175ZM248 155V154H247ZM252 155V154H251ZM78 156V155H77ZM123 156V155H122ZM56 159H55V158ZM111 157L113 159H111ZM117 157V156H116ZM124 157V156H123ZM172 157V156H171ZM200 157V156H199ZM61 159V157H59ZM65 158V157H64ZM74 158V157H73ZM118 158V157H117ZM128 158H130L128 156ZM132 158V157H131ZM130 158V159H131ZM168 158V157H167ZM239 158V157H238ZM248 158V157H247ZM251 158V157H250ZM58 159V160H60ZM123 159V158H122ZM141 159V158H139ZM162 159V158H161ZM171 159V158H170ZM175 159V157H174ZM233 159H234V156H233ZM237 159V158H236ZM63 160H66L63 159ZM70 160V159H69ZM68 160V162H69ZM131 160H135L134 159H131ZM179 160V159H178ZM232 160V158H231ZM67 161V160H66ZM65 161V162H66ZM74 160H72L73 162ZM123 161V160H122ZM130 161V160H129ZM158 161V160H157ZM229 161V159H228ZM243 160H233L231 162V166H232V169H231V166H229L228 170H231L233 171L234 173H236V169H238L239 167L242 166V162ZM57 162V161H56ZM62 161L60 160V163ZM64 162V161H63ZM62 162V163H63ZM66 162V163H68ZM77 162V161H76ZM125 162V161H123ZM59 163V162H58ZM59 163V164H60ZM62 163L60 165H62ZM66 163L64 165H66ZM122 163V162H121ZM127 163H129L127 161ZM226 163V161H225ZM72 164L71 162L69 163V165ZM76 163H74L75 165ZM123 164V163H122ZM192 164V163H190ZM223 164V163H222ZM247 164L244 163V165ZM74 165H71L70 167H73ZM124 165H127V164H124ZM187 165L186 162L183 161H177V162H174L173 164L171 165H168L165 166L166 168V172H167V176L168 178L165 179L162 184H166V186L168 184L174 186V188H176L180 183H183V182H186L188 180V176H189V172H195L196 169H198L197 167L195 168L194 166L191 167V168H187ZM217 165V164H216ZM219 165V164H218ZM85 166V167H87ZM101 166V164H100ZM120 166V165H119ZM215 166V165H214ZM76 167V168H77ZM103 167V168H104ZM122 167V165H121ZM125 167H128V166H125ZM124 167V168H125ZM67 168V167H66ZM75 168V169H76ZM97 169V167H95ZM161 168V167H160ZM261 167H259L260 169ZM59 169V168H58ZM85 169V168H84ZM99 169V168H98ZM101 169V168H100ZM105 169V168H104ZM200 170L203 169V168H199ZM222 169V168H221ZM65 170V169H64ZM64 170H63V173H64ZM79 170V169H78ZM81 170V169H80ZM205 170V169H204ZM206 170H209L208 168ZM223 170V169H222ZM245 170V169H244ZM253 170V169H252ZM61 171V169H60ZM60 171H56L58 173H60ZM72 171V170H71ZM82 171H83V168H82ZM113 171V169H112ZM240 171V170H239ZM261 171V170H259ZM55 172V173H56ZM89 172V171H88ZM201 172V171H200ZM209 172V171H208ZM213 172V171H211ZM221 172V171H220ZM238 172V171H237ZM245 172V171H243ZM258 172V171H257ZM255 171H249L248 174L252 177L253 179H261V178H264L263 176V172L262 173H257ZM57 173V174H58ZM71 173V172H70ZM69 173V174H70ZM123 173H126V172H123ZM198 173V172H197ZM207 173V172H206ZM247 173V172H246ZM196 174V173H195ZM214 174V173H213ZM222 174V173H221ZM238 174V173H237ZM61 175V173H60ZM114 175V174H112ZM111 175V176H112ZM197 175V174H196ZM215 175V174H214ZM248 175V176H249ZM65 176V175H64ZM119 176V175H117ZM135 176V175H134ZM202 176V174H201ZM210 176V175H209ZM217 176V175H216ZM237 176V175H235ZM247 176V175H246ZM52 177H56V176H53ZM106 177V176H105ZM116 177V176H115ZM191 177V176H190ZM193 177V175H192ZM232 177V176H231ZM234 177V176H233ZM57 178V177H56ZM198 177H196L197 179ZM229 178V177H228ZM227 178V179H228ZM237 179V181L239 182V180L241 178H238V177H235ZM233 179V178H230L231 180L228 181V180H221L219 182V188L221 190H224L222 191L223 193L220 194L219 196H215L213 195L212 193H206L205 195H203V197L199 200V202H207L209 208L211 209V212L210 214L212 213V217L210 219H212V221H210L212 224L211 227H207V229H210L211 230L213 229L212 227L217 228V232H223L224 230H220V225L218 224H215V223H219V221H224L223 223H221V225H227V224H231V229L233 230V228L235 229H240L241 227H237L235 224H233L235 222V219H236V216L238 215H247L248 212H246L247 210L250 209V207H253L255 209H259V211L261 210L260 207L261 205H264L262 204L264 202V200L262 201V198L264 197L263 195L262 196H258V195H255V191L253 189L256 190V188H251V189H248V187L250 188V185H239V184H235L234 180L236 181V179ZM195 179V180H196ZM200 180V178H198ZM205 179H207L205 177ZM239 179V180H238ZM252 179V178H251ZM90 180V179H89ZM88 180V181H89ZM115 180V179H114ZM243 180V179H242ZM51 181V182H50ZM57 181V180H55ZM134 177L133 175H131V172H127L126 173V179H125V185L126 187L124 188H129L130 189V195L133 197L136 193L135 191V185L133 184L134 182ZM190 181V180H189ZM194 181V180H193ZM205 181V180H204ZM210 182V180H208ZM216 181V180H215ZM244 181V180H243ZM85 182V181H83ZM133 182V183H132ZM192 182V181H191ZM241 182V180H240ZM239 182V183H240ZM253 182H256V181H253ZM251 182V183H253ZM75 184L77 182H74ZM81 183V182H80ZM79 183V184H80ZM206 183V182H203V184ZM260 184H264V183H260ZM260 184H257L258 185V188H259V185ZM74 185V184H73ZM186 185V184H185ZM208 185V184H207ZM79 186V185H78ZM113 186V185H112ZM110 188V186H108L109 188L105 187L104 185H97V187L88 192H85L87 198L91 201V200H96L95 202L93 201L92 203H96L97 201L99 202L100 200H104L103 197H108V195L111 193L110 191L114 188ZM135 186V187H134ZM264 186V185H263ZM116 187V186H115ZM118 187V186H117ZM160 187V186H159ZM180 187V186H179ZM77 188V186L75 187ZM90 188V187H89ZM119 188V187H118ZM211 188V187H210ZM216 188V187H215ZM263 187H260V189L262 190ZM73 189V188H72ZM80 190L82 189L79 188ZM87 189V188H85ZM84 189V190H85ZM91 189V188H90ZM258 189V190H260ZM89 190V189H88ZM116 190V189H115ZM120 191L123 192V189H121V187L119 188ZM137 190V189H136ZM178 190V189H177ZM219 190V189H218ZM77 191V190H76ZM113 191V190H112ZM179 191V190H178ZM178 191H175V194H177ZM213 191V190H212ZM74 192V191H73ZM117 192V190H116ZM119 192V191H118ZM117 192V194H118ZM218 192H221L220 190ZM217 192V193H218ZM71 193V192H70ZM75 193H79V192H75ZM80 193H82V191H80ZM129 193V192H128ZM140 193V192H139ZM173 193V192H172ZM258 193V192H257ZM264 193V192H263ZM72 194V193H71ZM112 194H114L112 192ZM126 194V193H124ZM122 195V194H121ZM174 195V194H173ZM39 196L41 198H39ZM114 196V195H113ZM119 196V195H118ZM124 196V195H122ZM129 196V195H128ZM140 196V195H139ZM177 196V195H176ZM121 197V196H120ZM137 197V196H135ZM193 197V195H192ZM198 197V196H197ZM201 197V196H200ZM113 198V197H112ZM112 198H111V201H112ZM118 198V197H116ZM123 198V197H122ZM195 198V197H194ZM57 199V200H58ZM72 199V198H71ZM74 199H76V197H74ZM110 199V198H109ZM108 199V200H109ZM130 199V198H128ZM133 199V198H132ZM172 199V198H171ZM190 199V198H189ZM197 199V198H196ZM124 200V199H122ZM71 202L73 200H70ZM80 202V200H77ZM83 201V200H82ZM86 201V200H85ZM85 204H89V202H85ZM88 201V200H87ZM107 201V200H106ZM104 201L107 205V202ZM121 201V199H120ZM119 201V202H120ZM133 203L136 202L134 200H132ZM179 201V200H178ZM78 202V203H79ZM116 201L114 200L113 201V204L115 203ZM131 202V201H129ZM159 200H157V202H152V203H147L149 207H152L154 208L155 210V213H157V220H158V224L151 228L150 226V230L148 231V229H146L147 233H144V234H141L140 238H145V237H148L149 235H151L153 238V240H150L143 245L141 246L142 250L145 252V255L146 253L147 254H152L155 249L156 251L159 250V245H161V243L166 240V236H167V233L169 232V227L172 228L171 224L176 221H171L170 219L168 220L167 216H166V210L168 211H174V209L170 210L171 207L173 205H169L167 204L169 202H166L163 203H158ZM171 202V200H170ZM194 202H197V201H194ZM197 202V203H199ZM56 203V202H54ZM60 203V202H58ZM76 203V202H74ZM73 202L70 203L71 205L74 204ZM83 203V204H84ZM90 203V204H92ZM105 203H102L101 206L100 203H96L98 206L96 207L98 209H101V211L103 210L104 211H107V210H104L105 208L102 207L103 204ZM109 203V202H108ZM122 203V201H121ZM132 203V202H131ZM42 204V205H41ZM50 204V205H51ZM65 204V203H64ZM68 204V203H67ZM66 204V205H67ZM94 204H92L91 206H93ZM112 204V205H113ZM137 204V202H136ZM135 204V206H136ZM146 204V205H147ZM171 204H173L171 202ZM195 204V203H194ZM49 205V204H48ZM55 205V204H54ZM70 205V206H71ZM81 205V204H79ZM109 205V204H108ZM107 205V206H108ZM120 205V204H119ZM133 205V204H132ZM131 205V206H132ZM143 205V204H142ZM201 205V204H200ZM42 206V207H41ZM56 206V205H55ZM58 206V205H57ZM56 206V207H57ZM84 206V205H83ZM95 206V205H94ZM116 206V205H115ZM141 206V205H140ZM198 206V204H197ZM196 206V207H197ZM202 206V205H201ZM200 206V207H201ZM256 208H255V207ZM46 207H49V206H46ZM61 207V206H60ZM72 207V206H71ZM81 207V206H80ZM79 207V208H80ZM104 209H102V208ZM129 207V206H128ZM138 207V206H137ZM170 207V208H168ZM174 207V206H173ZM257 207H260V208H257ZM70 208V207H69ZM82 208V207H81ZM86 208V207H85ZM140 208V207H139ZM248 208V209H247ZM264 208V207H263ZM49 209V208H48ZM52 209V208H51ZM51 209H49L48 211H50ZM54 209V208H53ZM59 209H62L63 208H59ZM75 209V208H74ZM95 210V208H93ZM92 209V210H93ZM98 209V210H99ZM123 209V208H122ZM141 210L143 209V206H141L140 208ZM177 209V208H176ZM196 209V208H195ZM247 209V210H246ZM56 210V209H54ZM61 210V211H62ZM65 210V209H64ZM77 210V209H75ZM87 210V209H86ZM133 210V209H132ZM144 210V209H143ZM252 210V211H253ZM264 210V209H263ZM53 211V210H51ZM73 211V210H72ZM84 211V209H83ZM82 211V212H83ZM97 211V210H96ZM125 211V210H124ZM135 211V210H134ZM136 211H137V208H136ZM135 211V212H136ZM140 211V210H139ZM138 211V212H139ZM153 211V210H152ZM256 211V210H255ZM262 211V210H261ZM260 211V212H261ZM54 212V211H53ZM63 212V211H62ZM74 212V211H73ZM87 212V211H86ZM88 212L91 213V209L89 211L88 209ZM87 212V215L89 214ZM95 211H93L94 213ZM98 212V211H97ZM97 212H95L97 214ZM100 212V210H99ZM131 212V211H130ZM136 213V215L139 213ZM140 212H143V211H140ZM47 213V212H46ZM50 213V212H49ZM46 214L47 215H49ZM59 213V212H58ZM106 214L108 212H105ZM150 213H154V212H149ZM38 216H36V215ZM41 214V213H40ZM54 214V213H52ZM77 214V213H76ZM86 215V213H84ZM83 214V215H84ZM100 214H103V213H100ZM99 214V215H100ZM106 214H103V215H106ZM145 214V213H143ZM172 214V212H171ZM250 214H251V210H250ZM80 215V214H79ZM91 215V214H90ZM135 215L132 214L131 216ZM135 215V216H136ZM153 215V214H152ZM155 215V214H154ZM168 215V214H167ZM245 215H244V218H245ZM93 216V217H92ZM92 221H97L96 224H91L92 225V229L95 228V232H92V235L94 233H100V232H103L106 230V221H104V218L103 217H99L98 214L97 216L96 215H92ZM101 216V215H100ZM130 216V215H129ZM148 216V215H147ZM51 217V216H49ZM47 217V218H49ZM72 217V215H71ZM73 217H74V214H73ZM83 217L82 216V213L80 215L79 218ZM85 217H89L88 216H84ZM100 219H99V218ZM139 217V216H138ZM152 219L155 220L156 216H149ZM154 217V218H153ZM249 217V215H247V218ZM263 214L261 215H255V212H254V216L248 218L250 220V223L251 224H254V225H257V226H264V218H263ZM45 218V216H44ZM46 218V219H47ZM55 218V217H54ZM58 218V217H56ZM78 218V219H79ZM103 218V219H102ZM110 218V217H109ZM187 218V217H186ZM238 218V217H237ZM69 220L71 218H68ZM90 218H88L87 220H89ZM115 219V218H114ZM113 219V220H114ZM138 219V218H137ZM149 219V218H148ZM243 219V218H242ZM51 220V219H50ZM56 220V219H55ZM58 220H60L58 218ZM57 220V221H58ZM72 220V219H71ZM80 221L83 220L82 218L79 219ZM78 220V221H79ZM90 220V221H91ZM139 220V219H138ZM188 220V219H187ZM237 220V219H236ZM239 221H241L239 218H238ZM245 220V219H244ZM247 220V219H246ZM33 221L35 223H33ZM61 222H63L62 220H60ZM79 221V222H80ZM217 221V222H216ZM47 222V221H46ZM51 222V221H50ZM49 222V224H50ZM151 222V221H150ZM226 222V223H225ZM55 223V222H54ZM53 223V225H54ZM64 223V222H63ZM88 223V221H87ZM92 223V222H91ZM177 223V222H176ZM237 223V222H236ZM47 224V225H49ZM52 224V223H51ZM50 224V225H51ZM58 224V222H57ZM89 224V223H88ZM140 224V223H139ZM150 225H152L151 223H149ZM153 224H155L153 222ZM188 224V223H187ZM209 224V223H208ZM84 226V224L82 223L81 226ZM90 225V224H89ZM148 225V224H147ZM238 225V224H237ZM246 225V224H244ZM248 225V224H247ZM55 226V225H54ZM80 226V225H79ZM86 226V225H85ZM94 226V227H93ZM110 226V225H109ZM142 226V225H141ZM145 226V225H143ZM174 226V225H173ZM177 226V225H176ZM180 226H181V223H180ZM191 226L188 227L191 229ZM232 226H234L232 228ZM241 226V225H240ZM148 227V228H149ZM178 227V226H177ZM247 227V226H246ZM256 227V226H255ZM138 228V226H137ZM146 228V226H145ZM170 228V230H172ZM174 228V227H173ZM185 228V227H183ZM182 228V229H183ZM205 228V227H204ZM226 228V227H225ZM224 228V229H225ZM227 228H229V225L227 226ZM226 228V229H227ZM243 228V227H242ZM258 228V227H256ZM254 228V229H256ZM261 228V229H262ZM47 229V228H46ZM91 229V231H92ZM206 229V228H205ZM204 229V230H205ZM223 229V228H221ZM230 229V228H229ZM251 229V228H249ZM249 229L247 230V232L249 231ZM253 229V230H254ZM260 229V228H258ZM49 230V229H47ZM53 230V229H52ZM114 230V229H113ZM188 230V228H187ZM186 230V231H187ZM189 231H187L188 233L186 234H190ZM198 230V229H197ZM210 230V231H211ZM220 230V231H218ZM89 231V230H88ZM107 231V230H106ZM105 231V232H106ZM174 231V230H173ZM203 231V230H201ZM214 231V230H212ZM216 231V230H215ZM231 231V230H230ZM229 231V232H230ZM236 231V230H235ZM234 231V232H235ZM108 232V231H107ZM112 232V231H111ZM110 232V233H111ZM145 232V231H143ZM200 232V231H199ZM198 232V233H199ZM226 232V231H225ZM228 232V231H227ZM232 232V231H231ZM237 232V231H236ZM256 232V231H255ZM109 233V234H110ZM140 233V232H138ZM194 233V232H193ZM207 233V232H206ZM208 233H210L208 231ZM213 233V232H212ZM215 233V232H214ZM253 233V232H252ZM252 233H249V234H252ZM260 233V232H259ZM258 233V234H259ZM263 233V232H262ZM146 234H148L147 236H145ZM182 234V233H181ZM202 234V233H201ZM204 234V233H203ZM220 234V233H219ZM254 234V233H253ZM103 235V234H102ZM111 235V234H110ZM140 235V234H139ZM142 235H144L145 237H142ZM231 235V234H230ZM232 235H236V234H232ZM231 235V237H233ZM255 235V234H254ZM261 234L257 235V236H260ZM205 236V234H204ZM211 236V234H210ZM228 236V235H226ZM250 236V235H249ZM262 236V235H261ZM260 236V237H261ZM186 238L189 237L188 235L185 236ZM185 237H183L185 239ZM200 237V236H199ZM258 237V238H260ZM98 238V237H97ZM218 238V237H217ZM234 238V237H233ZM232 238V239H233ZM252 238V236H251ZM255 238V237H254ZM252 238V239H254ZM257 238V237H256ZM134 239V238H133ZM205 239V238H204ZM216 239V238H215ZM235 239V238H234ZM260 239H264L263 237L260 238ZM259 239V240H260ZM102 240V238H101ZM168 240V239H167ZM187 240V239H186ZM258 240V241H259ZM104 241V240H103ZM264 241V240H263ZM93 242V241H92ZM102 242V241H101ZM126 242V241H125ZM136 242V241H135ZM247 242V241H246ZM94 243V242H93ZM96 243H98L96 241ZM95 243V245H96ZM103 243V242H102ZM139 243V242H138ZM164 243V242H163ZM204 243V242H203ZM211 243V242H210ZM234 243V241H233ZM240 243V242H239ZM238 243V244H239ZM258 244V248L259 246L261 247V245H259L260 242H257ZM262 243V242H261ZM260 243V244H261ZM90 244V242H89ZM143 244V243H142ZM208 244V243H206ZM217 244V243H216ZM219 244V243H218ZM235 244V243H234ZM236 243V245H238ZM88 245V244H87ZM94 245V244H93ZM98 245H101L102 244H97V247H99ZM163 245V244H162ZM229 245V244H228ZM232 245V244H231ZM71 246H74L73 249L71 250L70 247ZM84 246V247H83ZM88 246H91V245H88ZM137 246V245H136ZM206 246V245H204ZM203 246V247H204ZM92 247V246H91ZM139 247V246H138ZM202 247V246H201ZM200 247V249H201ZM93 248V247H92ZM90 248V249H92ZM181 248V247H180ZM218 245H215V244H211L209 246H206L204 247V249H201L203 250V254L204 256H207L209 255L210 257V254L213 255V253H215L214 251L217 249L218 250ZM222 248V247H220ZM225 248V247H224ZM229 248V246H228ZM240 248V246H239ZM264 248V247H262ZM137 249V248H136ZM162 249V248H160ZM179 249V248H178ZM199 249V250H200ZM250 249V248H249ZM256 249V247H255ZM261 249V248H260ZM97 250V249H96ZM253 250V249H251ZM102 251H104L102 249ZM179 251V250H178ZM181 251V250H180ZM185 251V250H184ZM238 251V250H236ZM135 252V251H134ZM251 252V251H250ZM263 252V250L260 252L257 251V256H260V253ZM93 253V252H91ZM112 253V252H111ZM218 253V252H217ZM220 253V252H219ZM223 253V252H222ZM244 253V252H243ZM235 254V255H230L231 257L229 258V263L230 264H254V262H258L260 259L259 257L258 258H255L257 256L253 258L252 255H249V254ZM249 253V252H248ZM144 254V253H143ZM168 254V253H167ZM216 254V253H215ZM182 255V254H181ZM180 256V255H179ZM264 256V255H263ZM263 256H261L260 258H262ZM165 258V255L163 256ZM202 257V256H201ZM90 258V257H89ZM92 258V257H91ZM206 258V257H205ZM212 258V257H211ZM211 258H209L211 260ZM215 259V258H214ZM259 259V260H258ZM263 259V258H262ZM136 260V259H135ZM204 260V259H203ZM206 260V259H205ZM258 260V261H257ZM163 261V260H162ZM165 261V260H164ZM169 261V260H168ZM79 262V263H80ZM167 263V261H165ZM213 262V261H212ZM216 262V261H215ZM261 262V261H260ZM259 262V264H261ZM78 263V264H79ZM86 263V261L84 262ZM129 263V262H128ZM150 262L148 261V264ZM165 263V264H166ZM209 263V262H208ZM87 264V263H86ZM151 264V263H150ZM228 264V263H226ZM256 264V263H255Z\"/></svg>","mask_w":264,"mask_h":264},{"label":"built area","instance_id":"3","mask_svg":"<svg viewBox=\"0 0 264 264\" xmlns=\"http://www.w3.org/2000/svg\"><path fill=\"white\" fill-rule=\"evenodd\" d=\"M147 56L149 52L143 50L135 58L114 66L110 69L108 81L91 79L85 83L75 72L50 80L18 101L14 113L27 121L46 125L68 123L107 86L122 84L133 73L152 68L147 62Z\"/></svg>","mask_w":264,"mask_h":264}]
</instances>
